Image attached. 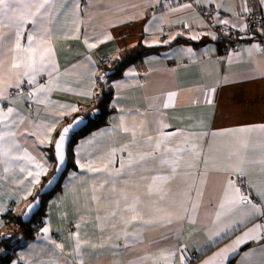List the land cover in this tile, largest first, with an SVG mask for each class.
Returning <instances> with one entry per match:
<instances>
[{
  "label": "crops",
  "instance_id": "1",
  "mask_svg": "<svg viewBox=\"0 0 264 264\" xmlns=\"http://www.w3.org/2000/svg\"><path fill=\"white\" fill-rule=\"evenodd\" d=\"M20 3L0 6V235L55 170L63 126L112 97L10 264H187L181 248L188 264H264V45L223 55L204 16L251 35L260 0ZM139 47L153 51L105 73Z\"/></svg>",
  "mask_w": 264,
  "mask_h": 264
},
{
  "label": "trees",
  "instance_id": "2",
  "mask_svg": "<svg viewBox=\"0 0 264 264\" xmlns=\"http://www.w3.org/2000/svg\"><path fill=\"white\" fill-rule=\"evenodd\" d=\"M223 42V41H221ZM139 50H137V54H135L134 56L131 57H127L125 59H123L122 61L116 62L110 66H105L104 70L105 73L107 75H109L110 77H117V76H121L122 75V71L124 70V68L134 62L135 59L143 57V55H145L146 53L152 52V49H146V48H138ZM112 97V91H102L99 96L97 95V99L94 103V105L91 107L90 110L94 109V108H100L102 110L101 115L90 125H88L87 127H85L83 130H81L79 133H77L71 143H70V147H69V164H68V168L66 170V172L63 174L59 184L57 185V187L55 188V190H57L62 182L63 177L66 175L67 171L69 170V168L72 166L71 163V158H70V151L71 148L73 147V144L79 140V138L85 136L86 134H88L89 132H91L93 129L99 127L100 125H102L105 122V118L106 116L109 114V112L111 111L110 108V100ZM89 110V111H90ZM54 169L52 170V172H50V174L44 179L43 184L53 175L54 173ZM54 190V191H55ZM52 193V192H51ZM39 194V191L34 194L32 200ZM46 196V195H45ZM44 196V197H45ZM43 197V199H44ZM43 202V201H42ZM41 220H42V207L41 209L38 211L37 214H35V216L33 217L32 221L29 223H25L22 220V216H16V215H11L9 214V216L7 217V221H6V229H7V233H19V231H17L18 227L20 226L21 229H23L24 234L23 236L25 238H31L33 237V232L36 229H39L40 224H41ZM10 237L5 235H0V264H10L12 259L15 256V250L18 247V245L14 244L11 245L10 244Z\"/></svg>",
  "mask_w": 264,
  "mask_h": 264
},
{
  "label": "water",
  "instance_id": "3",
  "mask_svg": "<svg viewBox=\"0 0 264 264\" xmlns=\"http://www.w3.org/2000/svg\"><path fill=\"white\" fill-rule=\"evenodd\" d=\"M254 35H244L242 36L245 39H252ZM102 113V110L100 108H94L87 113L79 114L77 115L73 120L68 122L63 126L61 129L59 136L56 139L55 145H54V157L56 161L55 171L53 175L44 183L42 188L39 191V194L33 199L26 207L23 215L22 220L25 223H29L32 221L35 214L38 213V211L42 207V201L43 197L55 190L57 185L59 184L63 174L66 172L69 164V147L70 143L73 139V137L79 133L81 130H83L88 125L92 124ZM71 125L69 128V132L67 133L64 145H63V153H64V159L61 162L57 149H56V143L59 141L60 136L63 134V129L67 128ZM51 181V183H50Z\"/></svg>",
  "mask_w": 264,
  "mask_h": 264
},
{
  "label": "built area",
  "instance_id": "4",
  "mask_svg": "<svg viewBox=\"0 0 264 264\" xmlns=\"http://www.w3.org/2000/svg\"><path fill=\"white\" fill-rule=\"evenodd\" d=\"M204 16L206 17L207 21L211 24L213 29L218 32L219 41H223V55L229 54L238 46L241 41L244 40L237 26L228 23L224 29L220 30V28L212 25L214 24L212 15H210L207 11H204ZM242 17L245 22L249 25L250 29L254 30V33L251 34L254 35L252 39L264 45V0H260V9L258 11L246 10ZM104 61L107 62L108 60ZM27 89L28 85L25 84L19 89H12L11 93L14 94L20 90ZM4 106L8 107L9 105L7 103H4ZM39 232V229H36L33 233L36 236L39 234ZM181 253L184 259L186 260L187 264L193 260L192 254L186 248H181Z\"/></svg>",
  "mask_w": 264,
  "mask_h": 264
},
{
  "label": "snow or ice",
  "instance_id": "5",
  "mask_svg": "<svg viewBox=\"0 0 264 264\" xmlns=\"http://www.w3.org/2000/svg\"><path fill=\"white\" fill-rule=\"evenodd\" d=\"M48 3H49V0H44V3L36 5L35 6L36 7V13H39L40 9H43L45 7V5L48 4ZM0 6H3L4 9H11L13 11H15L16 9L28 8L29 7V5H25V4L20 3V0H12V4H9L8 0H0ZM30 14L34 15L35 13H30ZM18 19H20L21 21L24 20L23 13H20ZM222 22L225 23V24L228 23V21H222ZM30 39H31V37H30ZM193 39H196V37H193ZM17 46H19V45H17ZM25 74H27V73H25ZM12 112H13L12 108H9L7 110V114H9V115ZM70 127H71V125L69 127L63 129V134L60 136L59 141L56 143V149H57V152H58V155H59V158H60L61 162L64 159V153H63L64 140H65V137H66L67 133L69 132V128ZM37 167L40 168L41 165L37 164ZM37 176H39V173H37ZM50 183H51V181H50ZM239 199H240V201H243L245 198L241 196ZM221 206L223 207V205H221ZM253 208H255V205H253ZM43 231L45 233H47L49 231V229L48 228H44ZM245 235L247 236L248 234L246 233ZM249 238L251 239V238H255V237L249 236ZM242 242H243L242 240H237L236 243L239 244V243H242ZM77 246H79V245H77Z\"/></svg>",
  "mask_w": 264,
  "mask_h": 264
},
{
  "label": "rangeland",
  "instance_id": "6",
  "mask_svg": "<svg viewBox=\"0 0 264 264\" xmlns=\"http://www.w3.org/2000/svg\"><path fill=\"white\" fill-rule=\"evenodd\" d=\"M18 228V230L17 231H19V232H23L24 233V231H23V229H21L20 228V226H17ZM33 235H34V233H33ZM10 236V235H9ZM20 236H22L20 233H17V235L15 234V235H13L12 237H10V244L11 245H14L15 243H16V241H18V238L20 237ZM35 236V235H34Z\"/></svg>",
  "mask_w": 264,
  "mask_h": 264
},
{
  "label": "flooded vegetation",
  "instance_id": "7",
  "mask_svg": "<svg viewBox=\"0 0 264 264\" xmlns=\"http://www.w3.org/2000/svg\"><path fill=\"white\" fill-rule=\"evenodd\" d=\"M40 191V190H39ZM35 199V198H34Z\"/></svg>",
  "mask_w": 264,
  "mask_h": 264
}]
</instances>
